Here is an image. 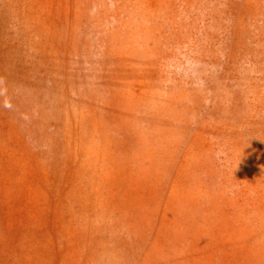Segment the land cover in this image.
<instances>
[{
	"label": "rangeland",
	"instance_id": "obj_1",
	"mask_svg": "<svg viewBox=\"0 0 264 264\" xmlns=\"http://www.w3.org/2000/svg\"><path fill=\"white\" fill-rule=\"evenodd\" d=\"M0 264H264V0H0Z\"/></svg>",
	"mask_w": 264,
	"mask_h": 264
}]
</instances>
